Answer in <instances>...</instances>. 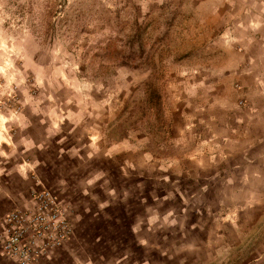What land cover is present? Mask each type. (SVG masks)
<instances>
[{
	"label": "rangeland",
	"instance_id": "1",
	"mask_svg": "<svg viewBox=\"0 0 264 264\" xmlns=\"http://www.w3.org/2000/svg\"><path fill=\"white\" fill-rule=\"evenodd\" d=\"M251 94H264V0H0V221L27 206L4 195L17 173L31 199L57 164L74 232L85 193L70 199V182L95 165L106 183L135 166L149 189L180 194L193 174L220 187L240 115L264 119ZM228 197L197 196L191 212L197 234H221L211 264H264V194L251 209Z\"/></svg>",
	"mask_w": 264,
	"mask_h": 264
},
{
	"label": "crops",
	"instance_id": "2",
	"mask_svg": "<svg viewBox=\"0 0 264 264\" xmlns=\"http://www.w3.org/2000/svg\"><path fill=\"white\" fill-rule=\"evenodd\" d=\"M253 86L263 83L261 73L254 72ZM264 94H251L263 98ZM260 101L259 103H261ZM263 103V102H262ZM258 107L242 112V121L237 124L241 130L240 139L230 142L220 156V178L222 185L213 188L207 182L196 186V175L185 192L167 189L155 181L154 188H148L146 178L141 172L127 167L113 181L106 183V173L98 168L78 174L70 182L68 197L73 193L84 192L83 204L78 206L79 213L75 219V232L56 256L44 260V264H211L220 253L218 243L221 234H215L212 227L196 228V197H207L218 193L221 197L247 196L245 208L252 203V196L264 194V119L260 117ZM228 153L224 156V153ZM237 154L240 156H233ZM206 157L193 158L191 164H197ZM142 169L141 166H139ZM230 167V169H229ZM194 168V167H193ZM235 168V169H234ZM14 180L4 195L10 202L28 205L30 194L23 191L27 186L26 178L21 174ZM52 176H51V175ZM56 177L58 180H56ZM61 165H54L47 173L42 187L54 194L67 192L63 190L66 181ZM233 179L243 180L244 187H233ZM224 184V185H223ZM10 188V189H9ZM263 189V190H261ZM263 192V193H262ZM72 196H71V195ZM70 195V196H69ZM186 196V206L179 212L177 196ZM18 197V198H17ZM63 197V196H62ZM250 198V199H249ZM232 200V199H230ZM63 203H69L62 199ZM67 205V204H66ZM191 205V206H190ZM27 207V206H26ZM250 206L249 209L253 208ZM247 210V209H246ZM199 224L207 225L201 220ZM0 264H15L1 255Z\"/></svg>",
	"mask_w": 264,
	"mask_h": 264
},
{
	"label": "built area",
	"instance_id": "3",
	"mask_svg": "<svg viewBox=\"0 0 264 264\" xmlns=\"http://www.w3.org/2000/svg\"><path fill=\"white\" fill-rule=\"evenodd\" d=\"M73 234V218L59 196L34 191L27 207L13 208L0 221L1 255L15 264H44Z\"/></svg>",
	"mask_w": 264,
	"mask_h": 264
}]
</instances>
